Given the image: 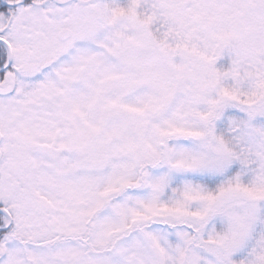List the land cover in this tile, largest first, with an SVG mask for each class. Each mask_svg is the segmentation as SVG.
<instances>
[{
    "label": "snow or ice",
    "instance_id": "6c2138e0",
    "mask_svg": "<svg viewBox=\"0 0 264 264\" xmlns=\"http://www.w3.org/2000/svg\"><path fill=\"white\" fill-rule=\"evenodd\" d=\"M0 264H264V0H0Z\"/></svg>",
    "mask_w": 264,
    "mask_h": 264
}]
</instances>
